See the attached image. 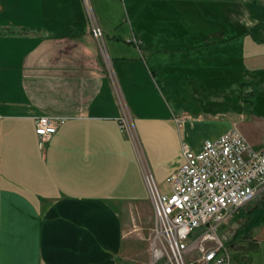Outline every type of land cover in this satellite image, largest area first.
Here are the masks:
<instances>
[{
    "label": "crops",
    "instance_id": "1",
    "mask_svg": "<svg viewBox=\"0 0 264 264\" xmlns=\"http://www.w3.org/2000/svg\"><path fill=\"white\" fill-rule=\"evenodd\" d=\"M261 84L264 0H0V264H122L124 214H154L147 174L183 144L264 149ZM44 115L64 121L41 145Z\"/></svg>",
    "mask_w": 264,
    "mask_h": 264
},
{
    "label": "built area",
    "instance_id": "2",
    "mask_svg": "<svg viewBox=\"0 0 264 264\" xmlns=\"http://www.w3.org/2000/svg\"><path fill=\"white\" fill-rule=\"evenodd\" d=\"M92 32L97 38L104 35L93 18ZM63 121L64 118L50 115L37 119L41 145ZM147 183L157 233L166 240L177 264H184L183 255L196 231L206 230L205 239L218 240L214 235L218 225L264 190V149L252 147L233 128L216 140L205 141L200 150L183 144V162L165 179L163 187L150 174ZM202 251L205 264L231 262L223 243L210 249L202 246Z\"/></svg>",
    "mask_w": 264,
    "mask_h": 264
},
{
    "label": "rangeland",
    "instance_id": "3",
    "mask_svg": "<svg viewBox=\"0 0 264 264\" xmlns=\"http://www.w3.org/2000/svg\"><path fill=\"white\" fill-rule=\"evenodd\" d=\"M87 22L92 23V13L86 8L84 11ZM263 75V74H262ZM264 85L248 88L243 93L251 92L246 102L254 104L255 112L264 114ZM253 91H256L253 93ZM189 92L178 91L176 102L180 106H189ZM172 101V99L170 100ZM248 111V110H247ZM251 136H258V132L263 130L256 127H247ZM264 133V132H263ZM157 183H161L159 180ZM163 187V186H162ZM264 200V190L254 199L246 203L243 207L248 208L252 205H261ZM130 214H124L128 229L127 237L123 246L122 264H177L174 260L171 250L161 234L157 233V221L155 214L145 208L141 209V204H130ZM141 210L143 213L141 214ZM232 215L218 225L214 235L219 240L205 239L206 230L199 229L191 236L188 250L183 255L184 264H205L203 260L204 253L202 246L206 249L215 248L223 243L229 251L230 264H264V238L260 235L264 233V225L256 228L253 233L243 235L233 240L236 231L243 225V219L233 220ZM142 216V218H141ZM155 248L163 252V256L156 257ZM183 264V263H182Z\"/></svg>",
    "mask_w": 264,
    "mask_h": 264
},
{
    "label": "trees",
    "instance_id": "4",
    "mask_svg": "<svg viewBox=\"0 0 264 264\" xmlns=\"http://www.w3.org/2000/svg\"><path fill=\"white\" fill-rule=\"evenodd\" d=\"M243 86H246V84H243ZM255 92L253 91V93ZM250 93H243V99L245 101H250L247 98ZM238 219H243L244 222L241 228L236 231L233 238L234 241L240 236L249 235L255 227L264 224V200L261 205H252L248 208L242 206L238 208L233 215V220L236 221Z\"/></svg>",
    "mask_w": 264,
    "mask_h": 264
},
{
    "label": "bare ground",
    "instance_id": "5",
    "mask_svg": "<svg viewBox=\"0 0 264 264\" xmlns=\"http://www.w3.org/2000/svg\"><path fill=\"white\" fill-rule=\"evenodd\" d=\"M163 254V252H162V250L161 249H156L155 248V255H156V257H159V256H161Z\"/></svg>",
    "mask_w": 264,
    "mask_h": 264
}]
</instances>
